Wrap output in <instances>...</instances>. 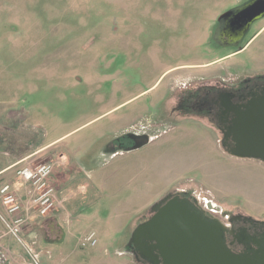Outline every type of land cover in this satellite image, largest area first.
I'll list each match as a JSON object with an SVG mask.
<instances>
[{
    "label": "rangeland",
    "instance_id": "rangeland-1",
    "mask_svg": "<svg viewBox=\"0 0 264 264\" xmlns=\"http://www.w3.org/2000/svg\"><path fill=\"white\" fill-rule=\"evenodd\" d=\"M250 1L0 0V162L13 143L54 140L33 162L53 161L56 190L59 154L75 159V190L84 185L75 203L83 198L89 208L84 229L94 220L117 244L127 245L146 209L178 190L192 191L225 224L232 214L264 220V162L221 156L218 130L172 109L200 84L264 77V14L239 39L215 35L221 14ZM140 132L148 137L136 145L131 135ZM188 176H202L204 191L186 186L189 178L177 182ZM34 215L23 235L52 264L63 256L55 241L42 246L45 215ZM70 233L74 243L79 231ZM4 240L20 251L13 237Z\"/></svg>",
    "mask_w": 264,
    "mask_h": 264
},
{
    "label": "water",
    "instance_id": "water-1",
    "mask_svg": "<svg viewBox=\"0 0 264 264\" xmlns=\"http://www.w3.org/2000/svg\"><path fill=\"white\" fill-rule=\"evenodd\" d=\"M232 13L237 20L251 22L264 14V0H252L220 17ZM228 110L230 125L224 136L230 137L231 143L223 146L232 154L264 161V97L231 105ZM168 195L153 204L152 209L157 211L138 223L131 233L128 244L139 251V260L150 264H264V238L261 243L257 241L252 253L235 252L225 241L224 234L229 229L222 220L201 217L188 209L186 199L178 194ZM232 219L229 215L228 220Z\"/></svg>",
    "mask_w": 264,
    "mask_h": 264
},
{
    "label": "crops",
    "instance_id": "crops-1",
    "mask_svg": "<svg viewBox=\"0 0 264 264\" xmlns=\"http://www.w3.org/2000/svg\"><path fill=\"white\" fill-rule=\"evenodd\" d=\"M53 142L54 140L50 142H39V144H37L33 148L29 143H25L23 144V146H21V143H13L12 152L7 153L6 157L0 162V184L3 182H15L18 178L16 170L24 165L35 164L33 162L35 156H37L39 153H42L44 148L48 147L49 144H52ZM60 155V170H57V172H55V175H53L52 178L54 180V183H56V192L59 191L61 197H59L58 193L57 198L60 199L57 200V205L54 206V210L52 212L48 213L45 216L39 217V219L41 220V224L39 226H42L40 232L42 246L45 245V248L50 250L51 248L47 245H49L51 242L54 243L55 241L57 244L56 250L59 253V257L63 256L61 258H58V260L54 259L52 264H103V259H105L104 263L106 264H135L136 260H134L132 256L136 257V255L131 251L130 245H126L125 243L117 244L118 239L115 236L108 234L102 224H96V222L92 220L95 226L92 225L91 228L84 229V225L87 223V215H89L87 209L89 210V208H83L79 205L80 200H83V198H81L78 203H75V196H81V192L84 190V185L79 184V193L78 191H76L77 189L75 190V159H72L71 156H67L64 151H61L59 156ZM220 155L236 163L244 162L247 159L253 158L264 162L263 160L255 157L238 156L232 154L223 147H221ZM63 169L67 171V173L64 172ZM59 174H61V176ZM186 178H189V180L185 184L186 186H195L196 189H198L199 187V189L204 191V189L200 187L203 185H201V181L198 180L199 178H193V176H188L185 178H179L177 182L179 180L181 181V179ZM17 190L19 194H21L20 196H23V186H19ZM209 192L214 196L213 199L215 201L220 203L224 208L228 207L225 202L219 201L214 192L210 190ZM63 209H66L68 211H64V216L63 214L61 215V213H59V210ZM61 220H64L66 223L65 224L63 222V226L65 225L64 227H66L65 231H61V228L59 226ZM51 227L53 228L51 229ZM75 231H79V233L77 236H75V242L73 243L71 237L72 234L70 232L75 233ZM88 231H95L98 237L99 246H91L80 250L76 240H78V237L82 233ZM67 233L69 234L66 235ZM105 242H108V245L112 248V252H110L109 246H105ZM70 247L71 250L67 252ZM47 255H42V257H44V264H50V259L47 258Z\"/></svg>",
    "mask_w": 264,
    "mask_h": 264
},
{
    "label": "flooded vegetation",
    "instance_id": "flooded-vegetation-1",
    "mask_svg": "<svg viewBox=\"0 0 264 264\" xmlns=\"http://www.w3.org/2000/svg\"><path fill=\"white\" fill-rule=\"evenodd\" d=\"M254 20L251 22L242 18L237 20L234 18L233 13L220 17L218 29H216L218 34L215 35L227 34L239 39ZM261 96L264 97V77L257 75L252 78L241 79L236 84L229 86L200 84L196 89L189 90L181 95L172 109L178 110L182 115L193 113V115H197L201 119H206L220 132V143L223 146V144L231 143V138H225L224 136L226 129L230 125L231 111L228 110L229 107L247 103L248 100H255L261 98ZM225 109L227 111L223 112ZM131 136L137 145L143 142L148 137V134L140 132L133 133ZM167 194H169V197L178 194L181 198L186 199L188 209L201 217H214V215H211L201 207V204L188 191H173L165 195ZM163 203L157 205V208L162 206ZM153 204L146 209L148 213L142 214L137 224L145 221L157 211V209H152ZM232 216L233 219L228 223L229 231L224 234L228 247L235 252L248 251L252 253L257 241L261 243V239L264 238V220H257L248 215H230V217ZM130 246L136 255L140 257L139 251L133 248V244ZM141 261L143 264H150L145 259Z\"/></svg>",
    "mask_w": 264,
    "mask_h": 264
},
{
    "label": "built area",
    "instance_id": "built-area-1",
    "mask_svg": "<svg viewBox=\"0 0 264 264\" xmlns=\"http://www.w3.org/2000/svg\"><path fill=\"white\" fill-rule=\"evenodd\" d=\"M53 167V161L22 166L16 170L17 182L0 185V264H43L41 249L34 240L23 235V227L34 214L45 215L54 206L56 190L50 182ZM19 186H23V196L17 190ZM208 205L220 211L215 205ZM7 237L14 238L19 252L11 251L4 240ZM96 243L94 231L84 233L78 239L81 247Z\"/></svg>",
    "mask_w": 264,
    "mask_h": 264
}]
</instances>
